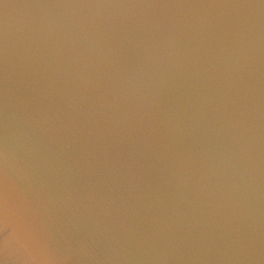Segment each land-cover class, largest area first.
<instances>
[{"label": "water", "instance_id": "95a60500", "mask_svg": "<svg viewBox=\"0 0 264 264\" xmlns=\"http://www.w3.org/2000/svg\"><path fill=\"white\" fill-rule=\"evenodd\" d=\"M0 264H264V0H0Z\"/></svg>", "mask_w": 264, "mask_h": 264}]
</instances>
